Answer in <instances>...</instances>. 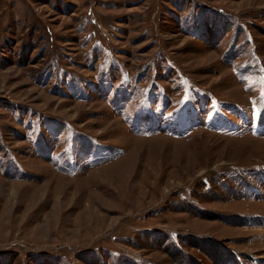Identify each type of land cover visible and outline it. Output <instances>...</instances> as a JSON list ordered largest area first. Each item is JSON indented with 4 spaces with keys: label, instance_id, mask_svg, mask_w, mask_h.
Returning a JSON list of instances; mask_svg holds the SVG:
<instances>
[{
    "label": "rangeland",
    "instance_id": "374dc122",
    "mask_svg": "<svg viewBox=\"0 0 264 264\" xmlns=\"http://www.w3.org/2000/svg\"><path fill=\"white\" fill-rule=\"evenodd\" d=\"M0 264H264V0H0Z\"/></svg>",
    "mask_w": 264,
    "mask_h": 264
}]
</instances>
